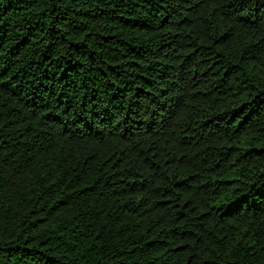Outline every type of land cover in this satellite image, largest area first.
I'll return each mask as SVG.
<instances>
[{"label": "trees", "instance_id": "obj_1", "mask_svg": "<svg viewBox=\"0 0 264 264\" xmlns=\"http://www.w3.org/2000/svg\"><path fill=\"white\" fill-rule=\"evenodd\" d=\"M0 264H264V0H0Z\"/></svg>", "mask_w": 264, "mask_h": 264}]
</instances>
